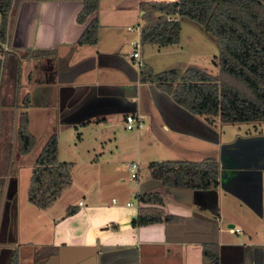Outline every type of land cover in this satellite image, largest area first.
I'll return each mask as SVG.
<instances>
[{
	"label": "crops",
	"instance_id": "obj_1",
	"mask_svg": "<svg viewBox=\"0 0 264 264\" xmlns=\"http://www.w3.org/2000/svg\"><path fill=\"white\" fill-rule=\"evenodd\" d=\"M171 1L176 0H98L96 12L80 21L83 0H14L0 52V142L18 97L24 94L29 99L25 107L29 126L41 123L45 128L33 161L50 136L57 139L67 128L86 124L105 128L114 113L124 122V116L133 113L126 102L135 103L134 112L151 111L141 103L148 96L156 111L160 143L177 159H189L177 161L215 159L218 188L170 190L156 182L145 192H159L165 212L182 220L141 227L132 224L138 205L123 193L117 196L118 203L114 197L108 200L103 191L81 186L66 199L62 195L70 185L47 209L28 203L36 211L28 206L23 211L16 204L10 235V224L3 218L10 179L0 177V264H7L13 254L17 264H202V247L210 243L218 245L220 264H264V127L253 124L252 131L224 142L218 117L190 114L153 84L140 83L139 69H132L120 55L122 39L115 29V13L140 17V3ZM92 20L97 22L96 42L80 43ZM87 154L89 159L81 158L80 165L97 167V154ZM59 156L58 151L63 162ZM148 180H138L136 193ZM234 234L241 240L234 241Z\"/></svg>",
	"mask_w": 264,
	"mask_h": 264
},
{
	"label": "trees",
	"instance_id": "obj_2",
	"mask_svg": "<svg viewBox=\"0 0 264 264\" xmlns=\"http://www.w3.org/2000/svg\"><path fill=\"white\" fill-rule=\"evenodd\" d=\"M14 0H0V52L7 39L8 16ZM98 0H83L79 20L96 12ZM139 42L157 47L179 43L180 21L186 18L198 24L217 42V78L196 68L183 73L169 69L154 73L141 65L140 83L153 84L186 112L207 117H218L221 124L264 122V0H176L171 2H142L139 4ZM175 20L167 21V18ZM97 22L92 20L80 43L96 42ZM19 60L15 59L18 84ZM2 61L0 59V73ZM129 112L135 103L126 102ZM28 96L22 105L27 107ZM15 128L6 131L0 156V177L10 176L14 146L17 155L25 156L33 149L35 138L28 130V115L21 112ZM72 164L58 160L57 139L50 136L38 153L31 169L27 190L29 204L47 209L71 185ZM148 176L167 188H186L193 192L213 191L219 185V165L213 158L201 161H164L148 164ZM138 210L133 226L177 223L181 217L165 212L159 192L136 195ZM16 204V192L13 194ZM69 214V212H68ZM7 264H17L13 254ZM202 264H219L218 245L202 247Z\"/></svg>",
	"mask_w": 264,
	"mask_h": 264
},
{
	"label": "rangeland",
	"instance_id": "obj_3",
	"mask_svg": "<svg viewBox=\"0 0 264 264\" xmlns=\"http://www.w3.org/2000/svg\"><path fill=\"white\" fill-rule=\"evenodd\" d=\"M115 16L117 20L114 23L117 25L115 29L118 30V35L122 39V46L119 47L120 55L132 69H137V62L130 58V54L134 49L132 44L139 42V31L136 28H141L142 20L138 15L132 13L121 15V13L117 14L116 12ZM178 20L180 21L179 43L165 47L141 45V65L151 68L154 73L173 68L183 73L186 68L191 67L217 78L219 70L215 63L217 62L218 47L215 38L205 33L198 24L186 18H178ZM127 27L133 28V31H127ZM106 71H110L113 75L118 73L110 69ZM86 77L89 76L86 75ZM101 77L103 75H98V79ZM142 89L143 92L147 91L146 86ZM25 96L24 94L18 97L16 107L11 112L10 124L6 126L7 130L11 127L12 129L15 128L16 118L21 112L27 113L22 105ZM141 96L140 94L139 98ZM141 103L146 107L147 105L151 107L149 112L139 108L140 110L132 113L135 116L143 115L144 126L141 133L134 128L127 130L117 113L112 114L113 118L106 123L107 127L105 128H99L101 126L97 127L95 124H86L70 127L58 133L57 149L60 154L59 157L63 162H72L73 164L71 169L72 183L68 190L72 192L67 191L62 197L66 196L67 199L68 193H77L76 189L85 186L93 189V191H103L105 196L109 197L108 200L114 197L118 203L120 199L117 196L123 193L134 206H137L138 198L135 193L139 188L138 180L141 182L149 178V163L189 160L177 159L178 155H173L160 143L159 137L156 135V111L150 97L142 98ZM1 117L2 114L0 113V120ZM257 123L221 124V131L224 133L223 141L231 140L236 134H245L247 129L252 131L253 124L264 127V122ZM150 124L151 127H149ZM28 130L30 134L36 137L35 145L30 153L25 156L17 155L14 146L10 176L16 179L17 206L19 208L28 206L36 211L33 206L28 204L27 190L31 167L34 164L33 158L44 142L45 128L41 123H33L31 127L28 123ZM0 131V136H2V130L0 129ZM161 131L166 135L170 134ZM100 138L104 140L101 145L98 142ZM87 151L97 154L94 156H97L98 159L97 167L85 169L84 165H80L81 158L89 159ZM131 162L138 163L139 166L137 170L139 178L135 181L129 180L127 165ZM22 210L24 211V208ZM233 236L234 241L241 240L242 237L238 234Z\"/></svg>",
	"mask_w": 264,
	"mask_h": 264
},
{
	"label": "built area",
	"instance_id": "obj_4",
	"mask_svg": "<svg viewBox=\"0 0 264 264\" xmlns=\"http://www.w3.org/2000/svg\"><path fill=\"white\" fill-rule=\"evenodd\" d=\"M175 20V18H167V21H172ZM131 29V28H130ZM140 32V28H136ZM133 46V52L131 53V57L136 60L137 62V68L139 69L141 67V62H140V49H141V44L140 42L132 44ZM124 125L127 130H132L133 128L141 133V130L144 126L143 122V116H135L134 114H126L124 116ZM127 170L129 173V180L130 181H135L139 178L138 175V163L131 162L127 165ZM138 195V193L135 194V196ZM113 203H115L114 200H112ZM79 205H82V202H79ZM128 207L132 206L131 203L126 204ZM138 207V206H137ZM235 232H239L240 230L238 228H234Z\"/></svg>",
	"mask_w": 264,
	"mask_h": 264
},
{
	"label": "water",
	"instance_id": "obj_5",
	"mask_svg": "<svg viewBox=\"0 0 264 264\" xmlns=\"http://www.w3.org/2000/svg\"><path fill=\"white\" fill-rule=\"evenodd\" d=\"M132 82L133 83L137 82L136 76L134 77ZM130 97H133V96H130ZM156 182L158 184H161L159 181L153 180V179L145 181L144 183H142V185L140 186V193L139 194L140 195L144 194L145 193V189L148 188V187H151ZM175 189H179V188H170V190H175ZM183 189H186V188H183ZM186 190L191 191L190 189H186ZM15 192H16V179L15 178H10V180H9V182L7 184L6 198H5V203H4V206H3V218H5L4 223H6V224H10V221L13 222V225H14L13 229L15 228V220H16V213H15L16 212V204H14V200H12V198H13V194ZM12 208H13V213L11 214V209Z\"/></svg>",
	"mask_w": 264,
	"mask_h": 264
},
{
	"label": "flooded vegetation",
	"instance_id": "obj_6",
	"mask_svg": "<svg viewBox=\"0 0 264 264\" xmlns=\"http://www.w3.org/2000/svg\"><path fill=\"white\" fill-rule=\"evenodd\" d=\"M13 213V208L11 209V214ZM12 230H13V227H12V221H10V225H9V232H10V235H12ZM2 230H1V238H2ZM218 261H219V264H220V256H219V248H218Z\"/></svg>",
	"mask_w": 264,
	"mask_h": 264
}]
</instances>
